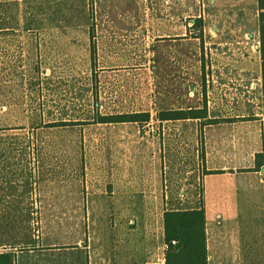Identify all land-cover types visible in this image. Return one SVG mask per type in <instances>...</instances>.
Masks as SVG:
<instances>
[{
	"label": "crops",
	"instance_id": "obj_1",
	"mask_svg": "<svg viewBox=\"0 0 264 264\" xmlns=\"http://www.w3.org/2000/svg\"><path fill=\"white\" fill-rule=\"evenodd\" d=\"M160 191L202 202L207 264H264V0H0V254L94 264L92 219Z\"/></svg>",
	"mask_w": 264,
	"mask_h": 264
},
{
	"label": "rangeland",
	"instance_id": "obj_2",
	"mask_svg": "<svg viewBox=\"0 0 264 264\" xmlns=\"http://www.w3.org/2000/svg\"><path fill=\"white\" fill-rule=\"evenodd\" d=\"M202 4V2H201ZM209 5V4H208ZM146 12H150L149 2L145 5ZM189 19H193L190 17ZM158 29V28H157ZM21 67L18 65V60H15V77L19 80L22 75ZM154 108V109H153ZM152 108L153 113L159 116V112L155 107ZM155 110V111H154ZM151 112L148 113L149 117ZM199 116L204 117L203 112L199 111ZM206 122V120H202ZM208 122V121H207ZM121 122H113L112 124L118 125ZM162 126L161 123L154 125ZM160 130L158 129V132ZM184 180L182 165L180 161H176L168 170L167 186L177 191L178 186L174 184L182 185ZM184 191V190H183ZM170 193V192H169ZM164 199L163 204L158 206V209H154V212H150L149 201H142L140 204V211L136 213H130L132 204H125V209L121 213L120 217L113 215V218H94L92 219V252L94 258V264H165V251L166 244L164 242V212L167 209L180 208H192L202 207V202L192 203H174L170 201L166 202L164 193L160 191L158 201ZM108 207V203H104V208ZM137 210V208H136ZM39 204H32L33 215V229L39 225L41 229V218H39ZM37 212V214H35ZM163 217V218H162ZM58 233V232H57ZM56 233V236H58ZM37 236V234L35 233ZM89 236V234L87 233ZM39 242V241H38ZM165 244V246H164ZM66 247L60 248L65 250ZM58 258V255H55Z\"/></svg>",
	"mask_w": 264,
	"mask_h": 264
},
{
	"label": "trees",
	"instance_id": "obj_3",
	"mask_svg": "<svg viewBox=\"0 0 264 264\" xmlns=\"http://www.w3.org/2000/svg\"><path fill=\"white\" fill-rule=\"evenodd\" d=\"M197 113L194 110L171 111L163 112L161 116L176 119L191 117ZM146 117H148V114L116 115L110 117L97 116L96 121L119 123L138 119L145 120ZM214 121L211 120L212 123ZM57 125H71V123H60ZM163 220L164 242L166 244L165 264H207L204 208L186 211H166L164 212ZM0 264H10L8 254H0Z\"/></svg>",
	"mask_w": 264,
	"mask_h": 264
},
{
	"label": "built area",
	"instance_id": "obj_4",
	"mask_svg": "<svg viewBox=\"0 0 264 264\" xmlns=\"http://www.w3.org/2000/svg\"><path fill=\"white\" fill-rule=\"evenodd\" d=\"M36 234H37V236L39 235V230H37V229H39V225H36ZM173 243H175V242H173Z\"/></svg>",
	"mask_w": 264,
	"mask_h": 264
}]
</instances>
